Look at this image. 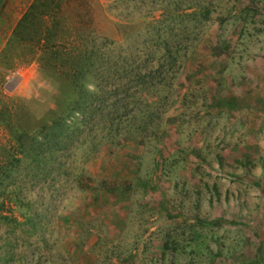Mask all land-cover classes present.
Masks as SVG:
<instances>
[{
	"label": "rangeland",
	"instance_id": "obj_1",
	"mask_svg": "<svg viewBox=\"0 0 264 264\" xmlns=\"http://www.w3.org/2000/svg\"><path fill=\"white\" fill-rule=\"evenodd\" d=\"M32 1L4 0L0 52ZM168 2L210 12L195 37L188 20L170 32L187 29L168 40L191 44L180 58L182 66L192 61L188 82L177 76L160 95L136 93L121 122L83 133L41 175L29 158L8 164L10 146L26 150L28 142L10 140L0 126V202L19 220L28 216L26 204L40 217L34 230L8 236L10 264H264V193L256 185L264 189V13L245 0L73 6L88 13L94 39L135 59L151 39L148 23ZM208 40L222 42L220 56L192 51ZM48 90L33 60L0 72V108H20L26 127L36 108L31 99L45 101ZM6 235L0 223V246Z\"/></svg>",
	"mask_w": 264,
	"mask_h": 264
},
{
	"label": "trees",
	"instance_id": "obj_2",
	"mask_svg": "<svg viewBox=\"0 0 264 264\" xmlns=\"http://www.w3.org/2000/svg\"><path fill=\"white\" fill-rule=\"evenodd\" d=\"M73 1L33 0L0 52L1 73L33 60L49 83V90L42 92L47 95L45 101L38 97L31 99L36 108L29 112L32 122L27 127L20 108H0V126L8 138L16 143L28 142L26 150L22 144L10 146L8 164L13 168L18 167L23 158H29L34 170L41 175L56 155L63 153L66 146L74 144L83 133L95 130L99 124L121 122L128 115L131 102L134 106L138 103L134 97L136 93L145 98L152 92L160 95L177 76L179 81L188 82L192 61L188 60V67L182 66L180 58L191 44L168 40L169 36L182 38L187 29L183 26L176 29V34L170 32L174 24L181 25L188 20L193 24L189 33L195 37L197 25L210 15L209 10L199 4H163L159 17L147 25L151 30L148 46L137 51V58L128 59L121 45L116 48L110 41L92 37L88 30V13L73 6ZM245 1L252 9L264 13L263 5L258 6L255 0ZM3 2L0 0V11ZM74 17L76 21H73ZM208 45L195 44L192 51L218 57L225 50L218 40H208ZM140 55L145 59L141 60ZM88 85H91L90 89ZM4 101L0 97V103L6 104ZM148 101L145 104H149ZM152 103H155L154 99ZM256 185L263 194L264 189ZM23 207L28 216L19 220L0 202V223L6 227L7 234L0 251L8 249L0 254V264H10L14 259L8 236L23 226L34 230L40 221L37 214L31 213L28 204Z\"/></svg>",
	"mask_w": 264,
	"mask_h": 264
}]
</instances>
